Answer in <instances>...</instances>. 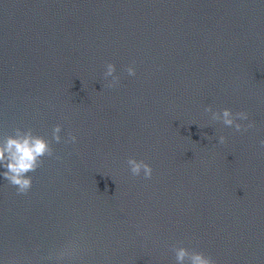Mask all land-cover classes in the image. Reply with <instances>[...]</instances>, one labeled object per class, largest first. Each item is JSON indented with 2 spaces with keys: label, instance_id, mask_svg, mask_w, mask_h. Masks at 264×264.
Segmentation results:
<instances>
[{
  "label": "water",
  "instance_id": "1",
  "mask_svg": "<svg viewBox=\"0 0 264 264\" xmlns=\"http://www.w3.org/2000/svg\"><path fill=\"white\" fill-rule=\"evenodd\" d=\"M16 127L55 155L26 193L0 176V264H264V0H0V135Z\"/></svg>",
  "mask_w": 264,
  "mask_h": 264
},
{
  "label": "clouds",
  "instance_id": "2",
  "mask_svg": "<svg viewBox=\"0 0 264 264\" xmlns=\"http://www.w3.org/2000/svg\"><path fill=\"white\" fill-rule=\"evenodd\" d=\"M126 71L129 76L136 75V68L133 65H129ZM104 75L111 77L109 86L116 87L120 84L115 64H107ZM206 111L211 114V120L220 121L224 126L234 128L238 132L255 127V121L250 119V115L246 111L233 112L230 108L213 110L212 106H208ZM62 132L63 128L59 124L53 128L52 139L56 143H77V136L69 133L65 138ZM225 139L224 136H220L218 142L223 143ZM54 155L50 141L44 136L34 134L31 129L25 130L16 127L14 134L0 135V170H2L0 176L15 186L18 193H26L31 189L33 183L30 173L40 168L43 163L42 158ZM127 164L134 176L151 178L153 174L151 165L144 160L130 157ZM174 251L176 264H214L210 257L200 251L189 250L187 247H176Z\"/></svg>",
  "mask_w": 264,
  "mask_h": 264
}]
</instances>
